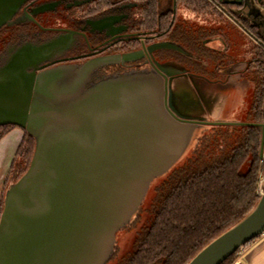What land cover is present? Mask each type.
Returning <instances> with one entry per match:
<instances>
[{
	"label": "water",
	"instance_id": "obj_1",
	"mask_svg": "<svg viewBox=\"0 0 264 264\" xmlns=\"http://www.w3.org/2000/svg\"><path fill=\"white\" fill-rule=\"evenodd\" d=\"M24 1L0 0V27ZM67 42L25 43L0 64V126H18L34 142L26 169L3 191L0 264H106L117 230L132 222L151 184L194 147L201 130L245 123L201 116L197 91L176 79L187 73L211 78L174 60H152L151 68L89 82L97 66L138 59L140 50L92 58L79 67L46 66ZM161 48L190 56L168 41L147 51ZM254 124L261 129L262 157L264 123ZM262 233L264 187L241 219L186 264H220Z\"/></svg>",
	"mask_w": 264,
	"mask_h": 264
},
{
	"label": "trees",
	"instance_id": "obj_2",
	"mask_svg": "<svg viewBox=\"0 0 264 264\" xmlns=\"http://www.w3.org/2000/svg\"><path fill=\"white\" fill-rule=\"evenodd\" d=\"M217 5L222 10L209 0H175L174 11L167 14L168 19L152 25L164 31L167 40L195 57L215 55L217 64L224 65L225 54L203 42L210 36L220 35L234 45L236 40L228 36L222 23L202 25L178 16V8L189 9L202 16L215 11L217 18L223 21L226 4ZM227 23V26L229 23L232 25L228 19ZM260 39L261 42L249 39L251 46L247 52L251 57L243 72L252 84V99L245 123L210 125L201 130L186 160L155 184L148 220L136 231L132 249L113 264H186L208 241L241 219L258 200L259 172H264V159L259 157L261 129L254 124L264 123V39ZM171 52V60L178 64L177 59L185 58ZM198 64L194 60V65ZM187 69L196 74L202 72L195 68ZM14 126H0V138ZM33 146L32 137L24 131L10 163L7 180H15L26 169ZM139 212L132 221L140 218ZM115 255L116 246L108 261ZM235 255L236 252L220 264H232Z\"/></svg>",
	"mask_w": 264,
	"mask_h": 264
},
{
	"label": "flooded vegetation",
	"instance_id": "obj_3",
	"mask_svg": "<svg viewBox=\"0 0 264 264\" xmlns=\"http://www.w3.org/2000/svg\"><path fill=\"white\" fill-rule=\"evenodd\" d=\"M209 1L215 4L218 10L222 9L217 4H226L223 12L232 25L241 28L249 39L261 42L260 38L262 37L255 25L231 10V7L234 6L232 4H248V0H241L240 3L221 0ZM251 1H259L260 4H264L260 0ZM173 4L172 6L175 7V0H173ZM157 5V0H25L9 22L0 27V64L15 47L22 44H42L53 39L67 38L68 42L55 52L50 61H46L48 63L46 66L73 64L75 67H79L92 58L140 50L142 53L138 59L97 66L92 70L89 82L106 75L151 68L152 60L159 62L171 60L173 58L171 51H174L169 48L147 51V46L150 44L159 41L171 42L165 38L164 31L153 27L152 23L166 21L169 17L167 14L172 12L174 7L171 10L158 13ZM179 9L190 11L185 8ZM190 12L188 16L184 12L186 17L182 18L193 20L202 25L208 24V22L210 24H220L221 22L228 36V28H234L230 23L229 26L226 25V18L220 21L215 11L209 12L205 16ZM169 21L172 22V17ZM215 36L217 35L206 38L203 41L204 44L206 45L207 40ZM250 46L251 44L248 48ZM248 48L246 50H249ZM214 50L224 53L223 60L225 61L226 50ZM189 54L190 56L182 54L185 58H179L177 61L187 68L202 71V75H208L211 79L215 78V73L206 67L205 61L213 65L214 68L226 65V62L224 65L217 64L215 55L197 58L191 53ZM244 56L243 63L238 69L241 73L240 76H243L244 69L251 57L247 51ZM194 60H197L199 64L195 66Z\"/></svg>",
	"mask_w": 264,
	"mask_h": 264
},
{
	"label": "rangeland",
	"instance_id": "obj_4",
	"mask_svg": "<svg viewBox=\"0 0 264 264\" xmlns=\"http://www.w3.org/2000/svg\"><path fill=\"white\" fill-rule=\"evenodd\" d=\"M157 4L158 13H163L173 8V0H157ZM184 12L187 13V16L191 13L190 11L178 8V16L183 17ZM185 17L186 16H184V18ZM228 30L230 38L232 40H236V43L234 45H232L231 43V45H229L224 41H220V36L212 37L206 42V45L210 48L223 49L227 52V56L225 57L226 65L224 67L214 68L213 65H210L208 64L209 62L207 63V61H205V63L207 64L206 67L214 71V79L208 80L201 76L191 75L187 73L185 75L178 76L176 81H179L180 85H190L194 87L201 101L202 110H199V113L207 120H218L220 122H242L245 121L246 113L251 103L252 84L244 76H240L241 73L237 70L243 63L242 58L245 57L244 55L247 51L246 49L249 47L251 41L248 37L245 36L244 33L240 32L242 31L241 28L238 30H235L234 28H228ZM241 36H243L244 38H241ZM22 132L23 138V129ZM6 145L7 142L4 146H1L0 158H2V154H6L5 152L8 150V147H6ZM192 147L193 143L188 147L181 158L175 163V166L181 165L186 160V158L191 153ZM262 159H264V156H262ZM7 178L8 177L6 176L2 190L0 191V201H2L4 188L9 182ZM154 185L155 181L149 187L140 205V218L138 220L132 221L127 227L117 230L115 234L116 255L106 264H113L118 257L129 252L132 249L133 239L136 231L149 218L148 208L154 193ZM262 187H264V172L260 170L257 190L260 192ZM237 256L238 254L236 253L235 257Z\"/></svg>",
	"mask_w": 264,
	"mask_h": 264
},
{
	"label": "crops",
	"instance_id": "obj_5",
	"mask_svg": "<svg viewBox=\"0 0 264 264\" xmlns=\"http://www.w3.org/2000/svg\"><path fill=\"white\" fill-rule=\"evenodd\" d=\"M221 1L240 3L241 0ZM248 1V4H232L234 6L231 7V10L242 18L248 19L251 24L255 25L260 36L264 38V4H260L259 1ZM260 1L264 3V0ZM22 135V128L14 126L0 138V150L6 142V147H8L6 154H2V158H0V191ZM232 264H264V233L245 245L244 250L238 254Z\"/></svg>",
	"mask_w": 264,
	"mask_h": 264
},
{
	"label": "built area",
	"instance_id": "obj_6",
	"mask_svg": "<svg viewBox=\"0 0 264 264\" xmlns=\"http://www.w3.org/2000/svg\"><path fill=\"white\" fill-rule=\"evenodd\" d=\"M244 248H245V245L240 246V247L237 249L236 253H237V254H240V253L244 250Z\"/></svg>",
	"mask_w": 264,
	"mask_h": 264
}]
</instances>
